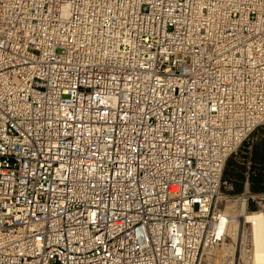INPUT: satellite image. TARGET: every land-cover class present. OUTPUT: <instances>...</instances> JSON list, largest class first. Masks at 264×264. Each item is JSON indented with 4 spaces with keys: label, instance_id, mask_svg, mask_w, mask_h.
Segmentation results:
<instances>
[{
    "label": "built area",
    "instance_id": "1",
    "mask_svg": "<svg viewBox=\"0 0 264 264\" xmlns=\"http://www.w3.org/2000/svg\"><path fill=\"white\" fill-rule=\"evenodd\" d=\"M261 131L264 0H0V264H201Z\"/></svg>",
    "mask_w": 264,
    "mask_h": 264
},
{
    "label": "rangeland",
    "instance_id": "2",
    "mask_svg": "<svg viewBox=\"0 0 264 264\" xmlns=\"http://www.w3.org/2000/svg\"><path fill=\"white\" fill-rule=\"evenodd\" d=\"M256 147H259V151L264 154V131H261L253 136L248 142L241 146L228 161L229 163L227 164L232 163L231 165L234 166L231 168L226 166L229 168L227 169L228 172L232 173V175L225 179L224 173V181L226 184L223 186V192L226 195V201L219 203L218 207L220 209L225 211L228 210L227 212L234 215L241 213V207L243 204H245V208L248 212L252 213L257 209V203L248 199L246 195H240L245 191V189L241 193L235 192V194L240 195L239 197H234L235 195L230 192L231 186L235 189V181L239 174L243 173L246 176L247 173L252 171V166L255 164L253 163V151ZM237 210H239L240 213L237 212ZM242 228L243 229L240 230L234 238L228 239L218 250L215 249L211 252H207L204 257L205 260H203L201 264H230L233 256L234 259L238 257L237 264H251L252 261H250L251 259H249V256L253 250V229L250 224H246Z\"/></svg>",
    "mask_w": 264,
    "mask_h": 264
},
{
    "label": "bare ground",
    "instance_id": "3",
    "mask_svg": "<svg viewBox=\"0 0 264 264\" xmlns=\"http://www.w3.org/2000/svg\"><path fill=\"white\" fill-rule=\"evenodd\" d=\"M241 208H242L241 213L239 212V210H237V212H239L240 214L234 215L229 212H226L230 216L229 224L227 225L226 231L224 232L225 236L223 234L222 235L219 234V236L217 237L219 241L216 249L218 250L220 246L224 244V242H226L228 239L234 238L238 234V232H240V230L243 229L242 227L244 225L250 224L253 229V250L252 252L250 251L251 255L249 254L250 255L249 259H251L250 261H252L251 264H264V230H263L264 215L257 212L255 213L246 212L245 204H243ZM237 258L234 259L233 256L230 264H237L238 262ZM203 260H205V258Z\"/></svg>",
    "mask_w": 264,
    "mask_h": 264
},
{
    "label": "trees",
    "instance_id": "4",
    "mask_svg": "<svg viewBox=\"0 0 264 264\" xmlns=\"http://www.w3.org/2000/svg\"><path fill=\"white\" fill-rule=\"evenodd\" d=\"M253 163L255 164H253L252 166V171L257 170V173L256 176L250 177V181L252 183L250 190L253 193H264V154L259 151V147H256L255 150L253 151ZM231 164H227V167L231 168L234 166ZM227 167L225 171V179L228 176L232 175V173L228 172L227 169L229 168ZM246 178L247 177L243 173L237 176L235 181V189H234L236 193H241L244 190V182Z\"/></svg>",
    "mask_w": 264,
    "mask_h": 264
}]
</instances>
